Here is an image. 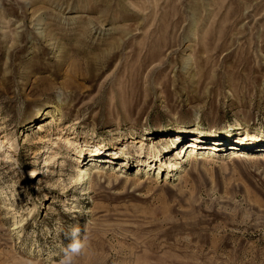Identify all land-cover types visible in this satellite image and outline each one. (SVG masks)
I'll use <instances>...</instances> for the list:
<instances>
[{"label": "rangeland", "instance_id": "rangeland-1", "mask_svg": "<svg viewBox=\"0 0 264 264\" xmlns=\"http://www.w3.org/2000/svg\"><path fill=\"white\" fill-rule=\"evenodd\" d=\"M73 228L75 264H264V0H0V264Z\"/></svg>", "mask_w": 264, "mask_h": 264}, {"label": "clouds", "instance_id": "clouds-1", "mask_svg": "<svg viewBox=\"0 0 264 264\" xmlns=\"http://www.w3.org/2000/svg\"><path fill=\"white\" fill-rule=\"evenodd\" d=\"M69 240L59 264H75L76 258L84 252L88 245L86 229L85 234L81 235L79 228H73L69 234Z\"/></svg>", "mask_w": 264, "mask_h": 264}, {"label": "bare ground", "instance_id": "bare-ground-1", "mask_svg": "<svg viewBox=\"0 0 264 264\" xmlns=\"http://www.w3.org/2000/svg\"><path fill=\"white\" fill-rule=\"evenodd\" d=\"M198 127L200 128L201 126L198 125ZM186 153H187V152H186ZM94 156H95V155H94ZM96 156H97V155H96ZM98 157H99V156H98ZM149 157H151L150 159H151V160L153 159V160H152L151 162H148V163H149V164H152V163L156 160V158H155L153 155H151V156L149 155ZM185 157H186V155H185ZM185 157L183 158V160H185ZM150 159H149V160H150ZM156 161H157V160H156ZM149 164H148V166H149ZM177 168H178V167L175 166V165H171V166H170L171 172H172L173 170H176ZM33 173H36V174H37L38 171L36 170V171H34ZM84 177H85V176H83V177L80 178L81 181L84 180Z\"/></svg>", "mask_w": 264, "mask_h": 264}]
</instances>
